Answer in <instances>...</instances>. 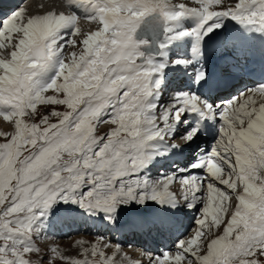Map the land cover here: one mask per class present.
<instances>
[{"label": "snow or ice", "instance_id": "obj_1", "mask_svg": "<svg viewBox=\"0 0 264 264\" xmlns=\"http://www.w3.org/2000/svg\"><path fill=\"white\" fill-rule=\"evenodd\" d=\"M220 3L221 0H194L195 6L189 7L184 3L173 4L171 0H95L91 3L93 14L88 19L96 21L99 27L86 35L82 40V49L78 53L73 52L68 62H65L62 49L65 44L75 47L77 41L69 37L64 44L58 46L57 42L63 39L60 35L62 29L71 26V36L79 32L75 14L50 12L26 17L24 8L3 13L0 49L10 47L14 38L16 44L11 59L0 58V116L5 120L16 118V134L8 143L0 145V204L5 203L8 198L6 194H11L10 204L0 211V238L14 239L18 233L13 225L33 227L34 216H16L17 213L47 209L56 199L71 200L82 208L100 210L107 214L106 218H110L118 206L133 201L143 204L146 200L157 203L173 200L176 197L170 191V186L176 180L174 175L149 183L137 174L153 159L150 142L169 139L170 126L179 122L183 113L192 112L202 118L218 115L222 122L219 138L211 151L207 154L201 152L191 165L192 168L204 169L206 176L180 179L191 193V197L185 195L184 200H189L188 206L192 207V202L200 203L196 194L204 190L203 181L211 178L207 182L209 203L201 209L204 219L196 220L195 234L179 240L173 252L166 251L155 257L145 253L148 264H192L193 259L197 264H232L233 260H238L239 264H264L261 259L264 257V212L260 218L245 222L239 207L224 232L208 242V252L203 256L196 254L200 251L198 245L203 243L201 236L206 219L210 217L211 223H216L214 218H218L219 212L216 206L223 204V197L228 195L214 182L235 190V180L229 184L231 174L224 173V163L233 167L230 158L225 157L234 150L241 173L249 164L253 149L260 153L261 162H264V103L257 105L253 99L257 94L264 99V85L248 89L246 94L241 93L218 105L195 94L177 93L174 103L163 108L158 116L152 112L154 105L147 103V100L161 83L160 78L154 80V74L165 65L146 58L140 46L148 42H137L133 38L145 18L153 15L162 18L166 25L163 29L165 33L170 31L168 22L183 16L197 17L198 23L194 28L178 34L194 38L191 50L194 55L200 54L199 46L203 38L221 27L219 23L209 24L215 18L230 17L241 25L264 31V0H253L256 7L251 12L248 11L250 5L247 0H236L234 7L226 10H210ZM159 47L163 50L166 45L160 44ZM58 54L60 59L56 64L55 76L50 82L41 83L38 76ZM171 63L189 65L193 60L175 59ZM202 81L206 82V73L203 69H197L194 82ZM49 90L55 95H46ZM61 92L65 99H57ZM118 92L122 95H117ZM82 96H88L90 103H98L94 108L84 109L77 117L80 123L73 130L60 127L49 137V131L59 126L44 128L39 139L48 146L41 147L39 153L25 157L20 161L22 167L17 169L15 165L20 149L25 144L34 146L37 132L40 131L37 124H32L30 128L27 125L21 127L19 117L26 114L25 108L35 110L37 104L63 103L74 111V105ZM6 107L11 110L5 111ZM108 107L115 109L112 123L116 127L107 134L109 142L94 151L104 138H93L91 121ZM52 115L62 116L60 125H64L71 113L53 112ZM46 121L47 117L40 122ZM197 132V128H190L178 138L179 143H173L177 139L172 140L169 147L187 144ZM121 133H124L123 138ZM62 152L69 156L80 153V156L61 163ZM222 174L225 175L224 179H221ZM12 181H15L14 187ZM86 185L90 187L81 194L79 190ZM237 199H243V196ZM239 226L244 230L237 232L233 241L229 237ZM107 247L109 243L104 244V248ZM115 249L111 256H106L102 249L93 244L91 255L95 257L99 254L101 264H115L114 257L120 252V246L116 245ZM7 251V244L0 245V252ZM88 252L89 249L84 248L86 258L72 260L71 264H97L95 260L87 259ZM0 264H3L2 258ZM49 264H52L51 259Z\"/></svg>", "mask_w": 264, "mask_h": 264}, {"label": "rangeland", "instance_id": "obj_2", "mask_svg": "<svg viewBox=\"0 0 264 264\" xmlns=\"http://www.w3.org/2000/svg\"><path fill=\"white\" fill-rule=\"evenodd\" d=\"M33 4H36L38 1L41 0H31ZM68 0H49L50 4L53 5V7L60 9L64 15L69 14L71 15L70 12L65 11L64 10V2H67ZM85 1H90V0H85ZM95 2V0H92ZM176 2L179 0H175ZM24 2V0L22 1ZM236 2V1H235ZM247 3H249L250 7L248 9L249 12L253 11V9L256 7V5L253 3V0L251 1H247ZM26 4V2H24V4L22 3L20 5L19 8H22L24 5ZM228 5L231 6V2L229 4L227 3H223V4H219V5H214L213 9L217 10V11H222L225 10V8L229 7ZM234 4H232L231 7ZM184 17V16H183ZM182 17V18H183ZM219 18V17H218ZM230 18V17H227ZM3 20V18L0 19V21ZM198 21V18H197ZM84 22V21H83ZM234 22V20H233ZM184 25L185 22H181ZM230 23H232V19L230 20ZM236 23V21H235ZM195 23H191V25H193ZM238 24V23H236ZM90 25V24H89ZM92 26V25H91ZM91 26H89V29L83 28V30H79V32L74 35L71 36V33L73 31H69L68 28L71 27H67L66 29L68 30V32L66 33V36L63 38V41L67 40L69 37L72 39H75L78 36H82L88 34L90 32ZM187 26H190V24H188L187 22ZM238 26H240L238 24ZM242 26V25H241ZM251 27V26H250ZM253 28V27H252ZM256 29V28H254ZM176 30H178V28H176ZM63 31V29L61 30ZM166 34V33H165ZM167 35V34H166ZM164 35V37L166 36ZM169 37V36H168ZM134 38V37H133ZM164 39V38H163ZM137 41V40H135ZM141 41V40H140ZM139 42V41H137ZM160 44H163V41L160 42ZM66 47L68 46L67 44H65ZM143 45V44H142ZM141 47V46H140ZM231 46H229L230 49ZM155 52V50H153ZM168 49L165 47L162 52L160 53V55L157 57V60L155 58V56L150 55V56H146L150 57L154 63L156 64H160L159 61H161V63L164 62L165 60V54L167 53ZM233 52H231L232 54ZM245 53H247V51H245ZM213 55L214 57L218 56V53H215L212 51L210 53V55ZM221 54V52L219 53V55ZM230 54V55H231ZM222 55L227 56V53H223ZM220 57V56H219ZM54 60V58H53ZM89 60H91V57L89 58ZM225 64V59L221 62H219L217 64V73L218 76H216L215 81L216 83L218 81H220L221 76L227 80V82L229 83L230 81H234L231 80V78L234 77V75L236 76V73L234 72V69H228L227 66L222 67ZM177 66H175V68L171 69V72L169 73V75L163 79L164 77L162 75V70L158 73L154 74V80L156 78H162L161 79V83L159 85V87L154 88V90L156 91V93H158V98L155 101L154 104V114H157L159 116L161 110L163 108H166L168 105L174 103V96L175 94H177L178 92L176 91V89H182V88H186L188 87V85H191L194 82V79H189L190 77L188 76H177L176 81H174V75H175V71H176ZM52 74H54L55 76V72L56 69L52 70ZM161 73V74H160ZM209 74V75H208ZM211 73H207L206 75H208V79L211 76ZM193 78H195V76H193ZM236 80V79H235ZM174 81V82H173ZM170 82H173V85L170 86V88H165V86H169ZM234 83V82H233ZM232 83V86H234L235 84ZM203 84L201 83V86ZM192 87L197 86V84H192ZM237 86V84L235 85ZM198 87V86H197ZM199 88V87H198ZM238 88V87H236ZM249 89V88H248ZM160 91H164L163 93H161ZM188 91H189V87H188ZM186 92V90H185ZM62 93V94H61ZM59 94V96L57 97V99H65V95L63 92H61ZM182 93V92H179ZM241 93H247V89L242 91ZM240 93V94H241ZM200 94V93H198ZM240 94H237L235 97H238ZM117 95H122V93L118 92ZM234 97V96H233ZM234 97V98H235ZM150 99V97L148 98ZM256 101H258L257 98H255ZM212 103L216 104L215 102H213V100L211 101ZM98 102L97 101H92L90 103V98L88 96H82L79 100V102H77L74 105L75 110L73 111L72 108H69L66 104L63 103H55V104H49V103H43V104H37L35 110L31 109V108H25V112L26 114L19 117L20 121H21V127H24L25 125H27L29 128L32 124H37L39 126L40 131L37 132V140H36V144L33 146L31 144H25L21 149H20V155L17 157V162L15 167L17 169H19L20 167H22V165L20 164V161L24 160L25 157H28L29 155H31L32 153H39L41 147H47L48 145L46 144L45 141L40 140L39 136L42 134V130L44 128H47L49 125H58V128H53L49 131L48 136L51 137L53 132H57L59 131L60 127H64L67 128L68 130H73L76 128V125L78 123H80V121L77 119V117H79L81 115V113L84 112L85 108H94L96 106ZM147 103L150 104V102L148 101ZM121 105H117V107H120ZM111 109V111H114V108L112 107H108ZM107 109V108H105ZM103 109L100 113L99 116L96 119H93L91 121L92 125H93V131H92V136L94 139L103 137L104 139L102 141H100V143L94 148V151H98L99 147H102L104 143H108L109 142V137L107 136L108 133L112 132L114 130V128L116 127V125H114L112 123V119H107L106 118H102L100 120L99 117H101L104 114V110ZM11 110V109H10ZM53 112H57V113H71V115L68 117L67 121H65L64 125H60V121L63 119L62 116H57V115H52ZM45 117H47V121L44 123H41L40 121L43 120ZM185 118V116L182 114V118L179 122H182L183 119ZM98 120L102 121V122H97ZM175 123L176 125L171 129V132L173 133H177V132H183L181 129L182 127H180L181 123ZM222 123V122H221ZM221 125V124H220ZM104 126V130H100V128H103ZM189 129H187L188 131ZM16 134V130L12 133V134H3L0 132V145L8 143L11 139L12 136ZM184 135V134H183ZM181 134H177V136H169V139L164 140L166 146H168L170 144V142L172 140L177 139V141H174L173 143H179L178 138H180L181 136H183ZM124 133H121V138H123ZM29 139H31V136L28 137ZM208 143V141H202L201 143L197 142V146H194V150L192 152L188 149L187 152L189 153V158L190 159H195L196 155L199 153V151L202 149L201 145ZM168 144V145H167ZM212 145V143H211ZM214 145V144H213ZM185 148V144L182 146L178 147V156L175 157V159L173 160H169L168 162H172V165H168L165 163V165L163 167H165V170H167L166 172L164 171L163 167L162 168H158V170L156 169V173L154 174V172H152L153 170H151L150 166V162L147 163V165L137 174L138 177L144 178L146 180H151L152 182L161 179L162 177H165L167 175H175L176 172H179L178 169H184V167H186L182 173L183 178L184 177H189L190 175H194L195 172H198V170L193 169L191 167V160L186 161V163H182L181 165V159L179 158V155H181L182 150L184 151ZM180 153V154H179ZM233 152L228 153V156L225 158H230V163L233 167H229L227 163L226 166L224 165V173L228 174L230 173V177H229V184L232 183L235 177L234 173L237 169H235L236 166V159L233 155H231ZM80 156V153H73L72 156H69L68 153L66 152H62L61 153V163H63L64 161H69L75 158H78ZM255 154H253L250 158V162H252V164L256 165V158H255ZM178 158V160H177ZM192 159V162H193ZM184 160V158H183ZM254 160V161H252ZM159 161V160H158ZM176 164L180 165V166H176ZM148 166V167H147ZM174 166V167H173ZM147 167V168H146ZM171 167H173L171 169ZM179 167V168H178ZM182 167V168H180ZM146 168V169H145ZM177 168V169H176ZM247 169V170H246ZM163 170V171H162ZM178 170V171H177ZM245 173H248V168H245ZM150 174L148 177L147 175ZM202 175L204 174V176H206V173L201 172ZM199 174V173H198ZM222 176L225 177V175L222 174ZM258 177H256L258 179V185H260V192L262 191V195L264 194V179L262 181V178L264 177V171L261 173L259 172ZM221 179H224L223 177ZM255 179V178H253ZM204 190L202 191V193L200 194V203L196 202L195 204H193L192 207H186L180 205L182 203V198L180 197L181 194L178 193L176 194V202L178 203L179 207H180V211H176V209L174 210L175 213H177L178 215H181V218L179 219V224L180 226H183L182 229L185 232L183 235H178L180 232V226L179 227V231L178 233H174L173 234V230L172 228L174 227H170L171 228V232L167 233L169 234V240L170 242L167 243L169 240L167 239L168 236L166 234H164V230L163 228L160 229L163 232V239L166 241V239L168 240L167 242H163V241H159L158 244L155 243L156 245H154L152 243V236L151 234H149L148 236H146V234H138L139 240L141 239V241H147V238L150 240V242L153 244L150 246V248H152V251L155 250V252L160 251V253H152V251L150 250H146V253H150L151 255H153V257L155 256H161L164 252H173L175 250L176 244L179 240L183 239L186 236H189L191 234H195L197 225H196V220L197 219H204V217L201 215V209L203 208L204 205H207L209 203L208 201V189H207V182L204 181ZM215 183V182H214ZM235 183H237V181H235ZM263 184V185H262ZM235 190H229L228 191V187L224 186V185H219L216 184L217 187H220L222 190H224L226 192V194H228L227 196H224V202L223 204H217V209H219L218 212V218H214L216 219V223L213 224L211 223V218H207L206 219V227L204 228V233L201 236V240L203 241V243H201L202 245L200 246L201 249L199 251L200 254L204 253L205 251V247L208 243L209 240L215 239V237H219L221 235V231L224 232L226 226H228L229 222L232 221V217L235 213V211H237V205H239V203L237 202V196L239 193V189L237 187V184H235ZM12 186H15V181H12ZM90 186L86 185L84 187H82L79 192L82 194L84 191L88 190ZM7 195V199L5 200V203L0 204V211H4L5 208L8 206V204H10L11 200H10V196L11 194H6ZM259 200L257 204H255L254 199L252 201H250V207H248L245 212H246V218L244 219L245 222H248L249 220H256L258 218L261 217V213L264 212V196H261V194H259ZM180 201V203H179ZM158 203L152 200H146L145 203L143 204H137L135 201L130 202L128 205H123V206H118L117 210L115 212H113L111 214L110 218H106V215L104 212L100 211V210H89L86 208H82L80 207V205L78 203H73L71 200H64V199H56L47 209L44 210H37V209H33L32 213H28L27 211H25L24 213H17L16 216H20V215H32L34 216V219L32 220V225L33 227L31 228H20L17 227L15 225H13V228L16 229V232L18 233L14 239H2L0 238V245H4L7 244L8 246V251L7 252H0V258H2L3 260V264H9V262H16V264H49V260L51 259L52 264H71L72 260H83L85 259V255H83V249L84 248H88L89 252L87 254V259L89 260H95L97 262V264H101L100 261V257L99 254H97V256L93 257L91 255V250H92V246L88 244V239L93 242V241H100L101 243H105V240L108 239V243L109 245H119L120 249L122 250V252L125 254H130V258L132 260L136 259V261H141V264H148V257L143 254L142 250L140 249V251H138L137 248H130L132 241V237H127L126 239H123L122 234L119 232L120 234V238H122L123 240H121L119 243H117L116 238L114 236V242L110 243L111 238L110 235V230H107L104 234V231L102 229H99V232L103 235L99 236L96 235V230L94 231L89 230L88 232L84 233V226H80L81 224H77L74 223V225L77 226H73L70 223H65L66 221H68V218H65L63 220V222L59 225L61 226V228H68L70 229V231L67 229V231H62L59 234L53 235L51 234V229L54 228V226L52 227H47L48 226V221L50 219H52L54 215L60 213L61 211H67V210H71L74 208H78L80 207L81 212H85V213H94L98 218L99 217H103L105 220H107L108 222H115L114 224H110L111 226L115 227V224H121V223H125L127 222V215H131V214H139V213H144V212H149L151 208L154 207L157 208ZM182 207V208H181ZM177 208V206H176ZM183 209V210H182ZM42 211V214H41ZM87 211V212H86ZM262 211V212H261ZM73 212H80V211H70V212H61L60 214H67V217H70L69 214L73 213ZM188 213L187 215H185V213ZM129 215V216H130ZM52 217V218H50ZM55 217V216H54ZM188 217V218H187ZM14 218V217H11ZM50 218V219H48ZM37 219H48L46 221H38ZM227 219V220H226ZM185 220V221H184ZM183 222V223H182ZM109 224V223H107ZM161 225H158V228L154 229V232H157L159 227ZM81 227L83 233L80 234V232H78V228ZM187 228V229H186ZM41 229V231H40ZM8 229H5V231H7ZM44 230L45 234L42 233ZM237 230V231H236ZM244 229L242 226H239L238 228L235 227V230L233 233H235L233 235V233L231 234V237H229L231 240L235 241L236 239V233L237 232H242ZM135 232L136 229L132 230V232ZM236 231V232H235ZM137 232V231H136ZM142 233V232H141ZM172 234V235H171ZM82 235V245L80 247L77 248V251L74 252H69V253H65V251H61L60 247L63 246L66 242L72 241V240H76L79 236ZM178 236V237H177ZM177 237V238H176ZM103 238V239H101ZM97 239V240H96ZM176 239V240H174ZM155 242L158 240H154ZM173 243V244H172ZM140 245V243L138 244ZM204 245V246H203ZM156 246H158V248H156ZM83 247V248H82ZM82 248V249H81ZM99 249H102L105 252L106 256H111L110 252L108 251V249L106 248H102V247H98ZM108 251V252H107ZM129 252V253H127ZM72 253V254H71ZM144 255V256H143ZM63 257H68L69 259H63ZM262 260H264V257L261 258ZM115 260V259H114ZM115 264H118L117 261L115 260ZM192 264H195V261H192ZM232 264H239L238 260H233Z\"/></svg>", "mask_w": 264, "mask_h": 264}, {"label": "bare ground", "instance_id": "obj_3", "mask_svg": "<svg viewBox=\"0 0 264 264\" xmlns=\"http://www.w3.org/2000/svg\"><path fill=\"white\" fill-rule=\"evenodd\" d=\"M71 1L74 3L75 9L74 10L70 9L67 11L70 12L71 15L75 14L77 16L76 28H78L79 30H83V28L89 29L90 28L89 26L92 25L90 32L88 34H90L92 31L97 30L99 27L98 23L96 21H92V20L88 19V17L93 14V10L82 14L83 12L80 10L79 6L77 4H75L77 2L93 3V1L92 0H90V1L71 0ZM235 1L236 0H221L220 4H223V3L229 4L231 2V6H232V4L235 3ZM247 1H251V0H247ZM24 2H26V4L22 8L26 9V13H25L26 17L32 16V15H44V14H47L50 12L54 13V14H64L60 9L53 7V5L50 4L49 0H41V1H38L36 4H33L31 0H24ZM24 2H20V4H17L16 7L12 11L20 9L19 8L20 5ZM171 3H173V4L184 3L189 7L195 6L194 0H179L177 2L175 0H171ZM228 6L231 7L230 5H228ZM227 8H225V10ZM210 10H215V9L212 8ZM66 15H69V14H66ZM185 20H186L185 16L183 18L180 17L176 21L169 22V24L167 26L170 29V31L167 34V35H169V37L166 36L163 39V44H165L166 48L168 49L167 53L165 54V60L163 62V64L165 65L163 68V71H162V76L164 77L163 79H165L169 75V73L171 72V69L175 68V66H177V68H176L175 75L173 78L174 81H176L177 76H181V77L182 76H188V77H190L189 79H194L193 76H195L197 69H203L206 74L209 72L212 74L213 72L217 71V68H216L217 64L225 59V64L222 67L227 66L228 69H234L233 73H236V76L234 75V77L231 78V80H234V81L229 82L231 87H234V86H232L233 82H234L233 84H235L236 82L238 84H242L243 82L245 83L247 81H250L252 83L256 82L257 83V84L255 83L256 88L264 85V70L261 67L249 68L247 66L248 68L246 69V71H242L243 68L241 69L240 67H243L245 64L243 62L240 63L236 59V54H242V53H245V51H247V54H250L253 57V59L255 60V62L259 63L263 67L264 66V31L259 30V29L254 30L250 26L244 27V26L240 25L241 27H238V24L230 23L231 18H227V17L215 18L213 21H210L209 24L219 23L221 25V27L214 29L213 32L209 33L208 36L203 38V40L200 42V46H199V53L200 54L194 55L191 51L193 48L194 38L192 36H179L178 35L179 33L184 32V31H188V30H190L196 26V24H193V25L190 24V26H187V25H184L183 23H181V22H185ZM195 20L197 21V18H195ZM189 21H190V19H189ZM0 22H1L0 26H2V20ZM71 28L72 27H69L68 30L72 31ZM176 28H178V30H176ZM152 29L156 30V26H152L150 28V30H152ZM68 30L66 28L63 29V31H61L60 35L64 38L66 36V33L68 32ZM86 35L87 34L85 33V35L78 36L76 38L77 44L75 47L70 46V45H68L67 47H66V45L64 46V48L62 49V52H63V56L66 58L65 62H68V58H70V55L73 52L78 53L82 49V47H83L82 40L86 37ZM15 44H16V40L14 38L11 42L10 47H5L4 49H0V58L6 59V60L11 59V52L13 51ZM60 44H64L63 39L59 40L57 42L58 46ZM229 46H231L230 49H229ZM212 51L214 52V54L218 53V56L214 57L212 54L210 55V53ZM220 52H221V54L219 55ZM231 52H233V53L231 54ZM223 53H227V56L222 55ZM257 53H259L260 55H257ZM189 58H192V60H193V63L189 64V65H178V64L174 65L171 63V61L175 60V59L188 60ZM59 59H60V57L58 54L56 57H54V60H52L49 63V66L47 67V69L45 71H43V73H41L38 76V79L40 80L41 83L50 82V80L54 76V74H52L53 73L52 70L56 69V64L58 63ZM208 75H206V82L208 81ZM241 78H245V79L241 80ZM222 79H224V78L221 76L220 80H222ZM173 82H170V85L167 87L165 86V88L169 89L170 86L173 85ZM206 82H203V81L199 82V83L193 82L192 84H197V86L199 88L197 86L192 87L191 86L192 84H191V85H188L189 91H188V87H187L186 92H183V93L195 94L198 97H202V95L206 96V93L204 90ZM225 82H227V80H225ZM201 83L203 84L202 86H201ZM218 83H219V81L216 83L215 79H211L210 86H215V88H218V86H217ZM160 92L163 93L164 91H160ZM198 93H200V94H198ZM46 95H55V93H51V90H49V92ZM157 96H158V93H156V91L153 90L152 95L150 96V99H149L150 104H152V105L155 104V101L158 98ZM212 98H213V96L209 97L207 95L206 101L213 104L211 102L213 100ZM214 98H216V97H214ZM218 98H220V97H218ZM232 98H234V97H232ZM255 98L258 99L257 105L260 102L264 103V99H262L258 94L254 95L253 99H255ZM218 104H221V103H218ZM218 104H213V105H218ZM5 111H10V109L6 107ZM152 112L154 113V108L152 109ZM185 115L187 118L186 123H184L185 128L179 129V130H182L183 132H181V133L180 132H177V133L173 132L172 133L171 129L176 125L174 123L173 125L170 126V129H169V133L171 136H177V134H181V135L185 134L187 132V129H189L190 126H194V123L199 118H202L199 114L192 113V112H186ZM15 119L16 118L14 117L13 119L5 120L3 116H0V132L3 134H8V135L12 134L16 130ZM204 119H207L206 123H207L208 127L198 129L197 126H194L195 128L198 129V132L192 141L185 144L184 151L182 150L181 155H179V158L182 161L181 165H182V163L183 164L186 163V161H188V160H191L190 163L192 165L197 161V158L199 155H201V152H203L204 154H207L211 151V149L213 147V138L212 137L214 136L215 130L219 131L220 126H218V122L220 120H219L218 115L214 116L213 118L204 117ZM238 127H239V125H238ZM100 130H104V126H103V128L101 127ZM208 137H210V138H208ZM202 141H208V143L202 145L203 147L199 151V153L196 155L195 159L192 158L193 159V162H192V159L189 158L190 152H187V151H188V149L191 151L192 148L194 149V146H197V144H196L197 142L201 143ZM211 143H212V145H211ZM150 144L153 146L150 149V151L153 153V159H151L149 162L151 164L150 169L153 170L152 172H154V174L156 173V171H155L156 169L158 170V168L160 169L165 165L164 162H168L170 159L173 160V159H175L176 156H178V147H169L168 144H167L168 146H166L164 140L156 139V140L151 141ZM160 153H163V154H160ZM253 154H255V156H256L255 157L256 158V165L252 164V162L249 161V164L245 166V168H248L247 174L245 173V171H243V173H241L240 168L237 165V160H236V166H235V169H237L234 173V175H235L234 179H235V181H237V183H235V184H237V187L240 188L238 190L239 193H238L237 198L239 196H243V199H240V200H238L236 198L237 199L236 203H239V205H237V207H235V208H238V207L240 208L241 216L243 219L246 218L245 210L248 207H250V204H251L250 201H252L254 199L255 204H257L258 201H260L259 200V194H261V196H264V194L262 195V191L260 192V190H261L260 185L257 184L258 179L256 178V177H258L257 175L259 172L262 173L264 171V162H261L260 153L257 152L255 149H253ZM231 155H233L236 159V156L234 154V150H233V153ZM183 158H184V160H183ZM177 160H178V158H177ZM252 161H254V160H252ZM224 165L226 166V164H223V169H224ZM176 166H180V165L176 164ZM180 168H182V167H180ZM185 168L186 167H184V169ZM184 169L183 168L178 169L179 172L175 173L174 176H175L176 180L170 186V191H172L174 193L175 197H176V194H178V193L181 194L180 197L182 198V200H181L182 203L180 205L185 206V208H186V207H188V204L190 201L184 200V197H185V195H188L190 198L191 193L181 183V180H180L181 178H183L182 173L184 172L183 171ZM193 169L198 170V172H195L194 175H190L189 177H193V176L205 177L204 174L202 175V173H200V171L205 173L204 169H202V168H193ZM146 174H148V173H146ZM150 174H148L147 177ZM222 177L225 178L224 176L221 175V178ZM253 178H255V179H253ZM263 179H264V177L262 178V181H263ZM151 180L148 179L147 181L149 183H152L153 180L152 181ZM210 180H211V178H208V180H205V181L209 182ZM215 183L219 184L218 182H215ZM204 184H205V182H204ZM235 187H236V185H235ZM229 190L230 189L228 188V191ZM262 190H264V189H262ZM201 193L202 192L196 194L199 199H200ZM179 203H180V201H179ZM195 203L196 202H192V204H195ZM157 206L158 207L155 209H154V207L151 208L149 212H144V213H139V214L137 213V214H131V215L129 214L130 216L127 215V222L121 223V224L116 223L115 227L110 225V224H114L115 222H108L103 217L97 218L94 213H85V212H81V211L80 212H73V213L69 214L70 217H67V214H59V215L53 217L52 219H50L48 221L47 227H49L50 225H51L50 227L54 226V228L51 229V232H50L53 235L59 234L62 231H67L68 228H66V229L61 228V226H59V225L63 222V220L65 218H68V221H66L65 223H70L73 226H77V225H74V223L81 224L80 226H84V228H83L84 233L93 229L94 231L96 230L95 233L99 237V236H101L99 229H102L104 231V234L107 230H110V233H111L110 235H112V236H110V238H114V236H115L117 243H119L123 239H126L127 237H130L132 230H134V229H136L138 234L139 233L140 234H146V236H148L150 234L149 231L152 232V229L155 227L158 228L157 227L158 225H161L159 227L158 232H160L161 231L160 229L163 228L164 231H168V233H170L171 228L174 227V228H172L173 234L178 233L179 229H177V226H180L179 219L181 218V215H178L177 213L174 212L175 209H176V211H180V207H179L178 203L176 202V198H174L171 201H165L163 203H158ZM176 206H177V208H176ZM236 212L237 211H235V213ZM107 223H109V224H107ZM236 228H238V227H236ZM68 230L70 231V229H68ZM77 230H78V232H80V234L83 233L81 227H79ZM119 232L122 234L123 239L120 238ZM222 233H223V231H221V234ZM234 234L235 233H233V235ZM159 236H160V234H159ZM147 240H148V244L153 245L152 244L153 242L151 243L148 238H147ZM212 240H209L208 242H210ZM139 241L141 242V239ZM82 242H83V240H82V235H81L76 240L66 242L63 246L60 247V250L65 251V253H69L70 251L71 252L77 251V248L82 246V245H79V244H82ZM105 243H108V239L105 240ZM105 243H103V242L101 243L99 240L96 242L95 241L91 242L88 239V244L91 246L93 244H96L98 247L103 248ZM201 245L202 244L198 245L200 249H201V247H200ZM115 246H116V244L109 245V247L106 248V249L109 248L108 251L110 252V255H112L113 252H115V250H116ZM193 251H195V248H193ZM207 252H208V243L205 247L204 253L200 254L199 252H197L196 254L198 256H203ZM127 253H129V252H127ZM130 256H131L130 254L129 255L126 253L124 254L122 252V250L120 249V252L114 257V259L117 261L118 264H141L142 260L141 261H136V259L132 260L130 258ZM193 261H195V264H197V261L195 259H193Z\"/></svg>", "mask_w": 264, "mask_h": 264}]
</instances>
